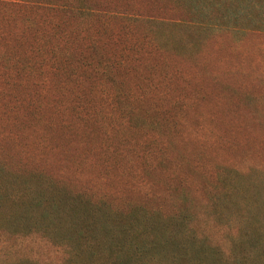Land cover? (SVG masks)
I'll list each match as a JSON object with an SVG mask.
<instances>
[{
  "label": "rangeland",
  "instance_id": "374dc122",
  "mask_svg": "<svg viewBox=\"0 0 264 264\" xmlns=\"http://www.w3.org/2000/svg\"><path fill=\"white\" fill-rule=\"evenodd\" d=\"M29 1L0 7V264L74 258L11 218L34 175L157 215L128 264H264V0Z\"/></svg>",
  "mask_w": 264,
  "mask_h": 264
},
{
  "label": "trees",
  "instance_id": "16d2710c",
  "mask_svg": "<svg viewBox=\"0 0 264 264\" xmlns=\"http://www.w3.org/2000/svg\"><path fill=\"white\" fill-rule=\"evenodd\" d=\"M2 6H12L22 13L45 9L44 3L29 0H0ZM65 9L74 11V8ZM87 60L80 59V63L89 64ZM34 178V185L26 184L25 191L29 194L25 203L19 204L15 197L11 199L15 205L11 218L20 221L22 213L34 211L43 225L54 221L66 222L71 232L67 233L69 237H63L68 242L63 245L70 249L74 246V258L70 255L65 264H128L159 245V241L149 235L151 230L162 228L164 232L171 233L165 223L158 224L160 220L157 215L146 210L129 215L116 210L104 199L86 198L81 194L69 193L62 187L54 189L52 181L39 182L38 175H34ZM131 217L138 219L137 227H128L126 219ZM104 248L111 249L109 258L99 256Z\"/></svg>",
  "mask_w": 264,
  "mask_h": 264
}]
</instances>
